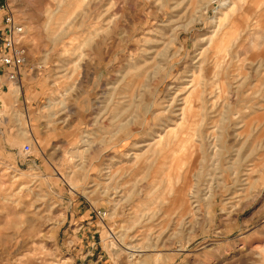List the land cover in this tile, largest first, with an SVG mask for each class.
Masks as SVG:
<instances>
[{"label": "rangeland", "instance_id": "rangeland-1", "mask_svg": "<svg viewBox=\"0 0 264 264\" xmlns=\"http://www.w3.org/2000/svg\"><path fill=\"white\" fill-rule=\"evenodd\" d=\"M2 3L0 264H264V0Z\"/></svg>", "mask_w": 264, "mask_h": 264}, {"label": "built area", "instance_id": "built-area-1", "mask_svg": "<svg viewBox=\"0 0 264 264\" xmlns=\"http://www.w3.org/2000/svg\"><path fill=\"white\" fill-rule=\"evenodd\" d=\"M0 12V73L7 82H14L25 62L23 30L5 3L0 4Z\"/></svg>", "mask_w": 264, "mask_h": 264}, {"label": "crops", "instance_id": "crops-1", "mask_svg": "<svg viewBox=\"0 0 264 264\" xmlns=\"http://www.w3.org/2000/svg\"><path fill=\"white\" fill-rule=\"evenodd\" d=\"M1 16H2V14H1V12H0V19H1Z\"/></svg>", "mask_w": 264, "mask_h": 264}, {"label": "bare ground", "instance_id": "bare-ground-1", "mask_svg": "<svg viewBox=\"0 0 264 264\" xmlns=\"http://www.w3.org/2000/svg\"><path fill=\"white\" fill-rule=\"evenodd\" d=\"M205 99H206V97H205Z\"/></svg>", "mask_w": 264, "mask_h": 264}]
</instances>
